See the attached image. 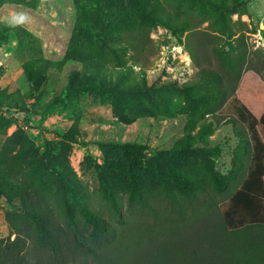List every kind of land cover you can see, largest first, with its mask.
Wrapping results in <instances>:
<instances>
[{"label":"rangeland","instance_id":"1","mask_svg":"<svg viewBox=\"0 0 264 264\" xmlns=\"http://www.w3.org/2000/svg\"><path fill=\"white\" fill-rule=\"evenodd\" d=\"M215 1L218 8L194 0H0L3 262L35 264L39 253L46 264L56 253L36 247L25 209L45 213L70 237L73 220L79 228L85 222L48 165L47 145L65 183L124 233L116 251L132 249L131 264L157 250L167 257L161 260H173L186 245L203 242L205 249L204 240L212 241L214 256L230 249L210 213L246 176L250 133L231 100L220 110L212 105L219 87L231 94L248 73L262 79L264 0ZM160 4L169 26L154 19ZM124 143L140 146L147 164L136 170L143 206L137 200L129 206L133 184L120 152ZM235 149L243 158L238 176L218 192L211 169L230 172ZM173 170L189 178L183 194ZM101 179L123 205L126 228ZM79 247H67L65 264H96Z\"/></svg>","mask_w":264,"mask_h":264},{"label":"trees","instance_id":"2","mask_svg":"<svg viewBox=\"0 0 264 264\" xmlns=\"http://www.w3.org/2000/svg\"><path fill=\"white\" fill-rule=\"evenodd\" d=\"M194 1H198V4H202L203 6L209 5L218 8L215 0ZM163 10L164 8L161 5L156 10L154 19L165 26H169V23L165 19L166 16L164 17L161 13ZM182 22L188 30L194 28L187 19H184ZM262 31L264 32V29ZM236 60L233 61L235 68L238 62ZM249 69L256 71L254 67ZM257 71L259 72V70ZM234 75L239 80L242 73L240 70H235ZM250 78V73L246 74L237 90L232 91L231 94L228 93L226 88L219 87L218 91L214 94L215 102L213 101L214 104L212 105V110H220L224 104L231 100L236 109V116L244 124H247L250 133L251 158L247 174L233 194L210 213L215 218L216 226L225 231L224 240H226V244L230 249H225L224 254L222 249H217L214 256L213 253L209 252L212 241L204 240L205 249H203V242L200 248L196 245L189 248L186 245L178 250L173 260H161L165 259L166 256L162 255V250V252L157 250L152 257L136 264H264V74L262 79L257 78L258 80L256 81ZM81 87L83 89L95 88L89 83L87 86L82 83ZM129 93L134 94V92ZM136 93H139L137 89ZM139 147L131 143L120 144V152L126 161L133 184V191L129 197V206L131 208L135 206L136 200L142 206L146 204V198L138 185L136 172L137 169L142 171H146L145 169H147V164L141 156ZM234 151L235 154L232 157V169L230 172L224 173L214 167L211 169L210 181L218 192L226 191L232 180L238 176V170L243 163V158L238 154L236 149ZM46 155L49 167L58 174L61 184L74 198L85 222L79 228L78 222L73 220V224L71 223L73 233L71 234L72 237H70L64 225L59 222L53 224L45 213L36 209H25L24 214L34 222L32 235L34 236L33 241L36 247L46 253H49L48 250L55 251L56 253L52 256L53 258L49 261H57L58 264H65L64 252L68 246L72 248L79 244H81L79 249L81 248L82 253L92 254L96 264H103L107 257H109L110 261L108 264H131L132 249L131 252L126 251L124 253L116 251V248L119 250V245L121 244L119 241L124 239V233L118 235V229L108 219L85 205L81 198L78 197L74 188L65 183L64 177H62L56 168L49 145L46 148ZM173 171L178 180L179 190L183 194L191 187L189 178L177 170ZM101 185L110 203L109 205L120 212L119 216L122 228H126L129 221L124 220L125 218L122 214L123 205L115 198L106 180L101 179ZM193 186L195 187L196 184H193ZM70 216L72 217L71 214ZM193 219L194 216L190 219V222ZM180 221L184 224L185 220L182 218ZM116 245L118 246L116 247ZM219 256L222 257L221 263L216 258ZM2 260L0 259V264H9L7 261L3 262ZM35 261V264H43L39 253L36 254ZM50 262L47 261L46 264H52ZM28 263L30 264L29 261H24V263L20 264Z\"/></svg>","mask_w":264,"mask_h":264},{"label":"built area","instance_id":"3","mask_svg":"<svg viewBox=\"0 0 264 264\" xmlns=\"http://www.w3.org/2000/svg\"><path fill=\"white\" fill-rule=\"evenodd\" d=\"M259 42V44H261V42L260 41H258ZM169 52V51H168ZM189 59V58H188Z\"/></svg>","mask_w":264,"mask_h":264}]
</instances>
